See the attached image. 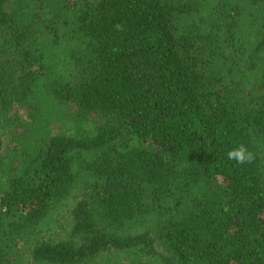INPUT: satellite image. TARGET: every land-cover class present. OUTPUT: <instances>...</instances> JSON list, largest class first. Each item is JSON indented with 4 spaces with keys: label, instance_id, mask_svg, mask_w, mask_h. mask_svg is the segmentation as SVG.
I'll list each match as a JSON object with an SVG mask.
<instances>
[{
    "label": "trees",
    "instance_id": "1",
    "mask_svg": "<svg viewBox=\"0 0 264 264\" xmlns=\"http://www.w3.org/2000/svg\"><path fill=\"white\" fill-rule=\"evenodd\" d=\"M0 264H264V0H0Z\"/></svg>",
    "mask_w": 264,
    "mask_h": 264
},
{
    "label": "clouds",
    "instance_id": "2",
    "mask_svg": "<svg viewBox=\"0 0 264 264\" xmlns=\"http://www.w3.org/2000/svg\"><path fill=\"white\" fill-rule=\"evenodd\" d=\"M116 28L118 31L123 30L121 25H116ZM227 158L243 165L251 163L254 159V154L244 144H239L227 153Z\"/></svg>",
    "mask_w": 264,
    "mask_h": 264
},
{
    "label": "rangeland",
    "instance_id": "3",
    "mask_svg": "<svg viewBox=\"0 0 264 264\" xmlns=\"http://www.w3.org/2000/svg\"><path fill=\"white\" fill-rule=\"evenodd\" d=\"M18 113H19L21 116H24L25 113H26V109L23 108V107H20V108L18 109Z\"/></svg>",
    "mask_w": 264,
    "mask_h": 264
}]
</instances>
